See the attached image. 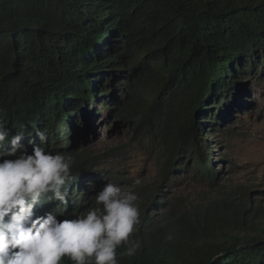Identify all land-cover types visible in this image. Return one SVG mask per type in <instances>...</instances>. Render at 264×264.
Masks as SVG:
<instances>
[{
	"label": "trees",
	"instance_id": "obj_1",
	"mask_svg": "<svg viewBox=\"0 0 264 264\" xmlns=\"http://www.w3.org/2000/svg\"><path fill=\"white\" fill-rule=\"evenodd\" d=\"M263 74L264 0H0L3 119L12 132L24 126L22 150L39 143L35 126L48 135L46 150L76 159L69 203H47L41 214L72 218L84 210L95 162L113 153L126 160L127 147L94 159L77 153L98 103L117 105L110 120L122 114L117 91L141 102L142 121L159 128L162 185L180 170L215 186L220 158L211 137L238 120L243 77L263 82ZM162 185L139 206L140 249L120 264H264L262 206L216 207L172 224L156 220Z\"/></svg>",
	"mask_w": 264,
	"mask_h": 264
},
{
	"label": "clouds",
	"instance_id": "obj_2",
	"mask_svg": "<svg viewBox=\"0 0 264 264\" xmlns=\"http://www.w3.org/2000/svg\"><path fill=\"white\" fill-rule=\"evenodd\" d=\"M0 107V264H120L141 247L140 196L130 186L105 183L92 205L72 218H60L45 204L67 205L76 179V159L46 150L45 131L31 152L22 143L24 126L12 132ZM134 185L141 183L134 180Z\"/></svg>",
	"mask_w": 264,
	"mask_h": 264
},
{
	"label": "rangeland",
	"instance_id": "obj_3",
	"mask_svg": "<svg viewBox=\"0 0 264 264\" xmlns=\"http://www.w3.org/2000/svg\"><path fill=\"white\" fill-rule=\"evenodd\" d=\"M239 85L246 92L242 97L243 103L233 112L238 120L227 121L211 137L212 143L217 146L216 158H220L214 164L220 177L213 187L199 182L190 171L185 173L180 170L171 175L168 184L162 185L165 153L159 139L160 131L156 127L150 130L148 124L142 121L141 102L117 91L122 114L118 113L119 118L113 120L109 119L108 111L115 110L117 105L101 106L98 103L95 117H90L83 124L78 155L94 159L110 150L127 147V157L122 161L120 155L115 157L113 153L96 161L92 167L96 179L83 187L84 197L79 204L86 210L92 205L95 193L105 183L111 182L130 186L137 192L140 196L138 206L150 205L151 192L162 185L165 194L161 193L158 202L164 206L155 211L158 221L176 224L184 215L194 219L204 211L224 206L232 209L239 204L252 208V212H256L257 206H262L260 213L264 217V81L256 82L244 76ZM126 93L128 95L129 91ZM241 94L236 97L237 102L242 100ZM231 162L236 165L233 167ZM114 170L119 172L117 179L108 180L102 175ZM120 178H123L122 181ZM136 179H140L139 185H134Z\"/></svg>",
	"mask_w": 264,
	"mask_h": 264
}]
</instances>
